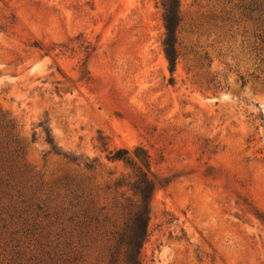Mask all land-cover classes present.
I'll return each instance as SVG.
<instances>
[{"label":"rangeland","instance_id":"obj_1","mask_svg":"<svg viewBox=\"0 0 264 264\" xmlns=\"http://www.w3.org/2000/svg\"><path fill=\"white\" fill-rule=\"evenodd\" d=\"M249 2L180 0L170 75L160 0H0V114L44 189L90 178L107 205L104 186L129 170L100 142L142 146L169 180L153 190L143 264H264V46ZM46 137L102 167L87 174ZM12 222L0 264H35V226Z\"/></svg>","mask_w":264,"mask_h":264},{"label":"trees","instance_id":"obj_2","mask_svg":"<svg viewBox=\"0 0 264 264\" xmlns=\"http://www.w3.org/2000/svg\"><path fill=\"white\" fill-rule=\"evenodd\" d=\"M249 3L254 37L264 46V0ZM179 6L180 0H160L161 51L170 75L178 58ZM86 60L87 57L80 65L83 74H87ZM12 131L10 121L0 114V240L5 236L11 243V237L17 234H7L14 225L12 221L23 219L26 227L35 226L37 232L36 256L28 258L29 263L33 260L35 264H143L141 250L147 239L153 190L169 183L167 178H157L150 171L148 152L139 145L130 151L107 150L106 144L100 142V148L106 152L104 159L120 162L129 172L104 186L102 192L110 197L109 202L96 208L93 198L97 188L90 185V178L64 176L53 187L44 189L24 165ZM45 141L52 154L80 166L87 174L102 167L96 160L76 162L62 156L50 138ZM261 223L264 226V220ZM96 251L100 256L93 259Z\"/></svg>","mask_w":264,"mask_h":264}]
</instances>
